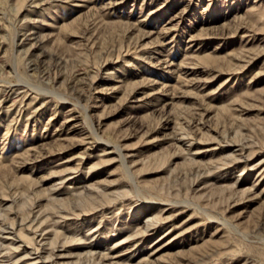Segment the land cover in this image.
<instances>
[{
	"label": "rangeland",
	"instance_id": "obj_1",
	"mask_svg": "<svg viewBox=\"0 0 264 264\" xmlns=\"http://www.w3.org/2000/svg\"><path fill=\"white\" fill-rule=\"evenodd\" d=\"M0 264H264V0H0Z\"/></svg>",
	"mask_w": 264,
	"mask_h": 264
}]
</instances>
